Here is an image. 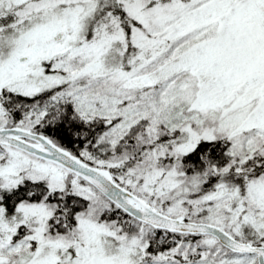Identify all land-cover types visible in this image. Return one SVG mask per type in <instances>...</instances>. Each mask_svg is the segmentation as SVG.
<instances>
[{
	"label": "snow or ice",
	"instance_id": "6c2138e0",
	"mask_svg": "<svg viewBox=\"0 0 264 264\" xmlns=\"http://www.w3.org/2000/svg\"><path fill=\"white\" fill-rule=\"evenodd\" d=\"M0 264H264V0H0Z\"/></svg>",
	"mask_w": 264,
	"mask_h": 264
}]
</instances>
